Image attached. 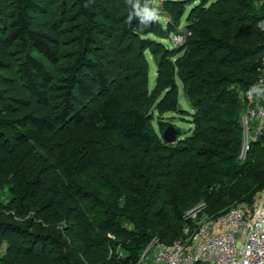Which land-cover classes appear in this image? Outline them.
<instances>
[{"label":"trees","instance_id":"1","mask_svg":"<svg viewBox=\"0 0 264 264\" xmlns=\"http://www.w3.org/2000/svg\"><path fill=\"white\" fill-rule=\"evenodd\" d=\"M195 1L191 34L167 45L146 36L172 38L184 1L163 0L167 25L140 29L125 0H0V264H142L152 241L183 234L214 170L242 189L206 203L209 215L264 190V137L239 157V93L263 65L264 0ZM148 51L157 58L151 92ZM177 79L191 113L179 107ZM167 113L191 116V134L177 127L167 144ZM101 135L124 160L110 169L92 159L108 143Z\"/></svg>","mask_w":264,"mask_h":264},{"label":"built area","instance_id":"2","mask_svg":"<svg viewBox=\"0 0 264 264\" xmlns=\"http://www.w3.org/2000/svg\"><path fill=\"white\" fill-rule=\"evenodd\" d=\"M188 31L173 34L181 45ZM264 83V59L255 84ZM249 90V89H248ZM240 91L243 105L240 119L244 159L254 141L264 137V98ZM183 234L172 244L154 240V264H264V190L251 207H232L209 215L201 208L185 212Z\"/></svg>","mask_w":264,"mask_h":264},{"label":"rangeland","instance_id":"3","mask_svg":"<svg viewBox=\"0 0 264 264\" xmlns=\"http://www.w3.org/2000/svg\"><path fill=\"white\" fill-rule=\"evenodd\" d=\"M175 1H184L185 2L184 14H183L181 20L179 21V27H178L179 31L184 32L185 28L187 27V17L189 16L191 9L194 8L196 5H198L199 2L195 1V0H175ZM212 1H216V0H212ZM156 3L161 8L162 19L160 20V22L162 23L163 26H166L167 23L170 21V18L172 16L170 15V12L165 9V6L162 5L163 0H156ZM257 26L261 31L264 32V18L258 22ZM175 28H177V26L174 27V30H175ZM74 35L75 34L73 32H70L69 34H67L65 36V40L68 41L69 39H72L74 37ZM146 37H150L151 39H154L156 41H159V42L167 44V45L173 44V35H172V38L171 37L170 38H158V36L156 34H150ZM68 43H69V41H68ZM71 45H72V43H71ZM68 50L71 51V48H67V51ZM110 53L112 55L111 58H113L115 61L119 60L120 65L123 66V60L122 59H124L123 57H125V56H120L119 55L120 52H116V51H113ZM145 59H146L147 64H148L147 86H148L149 92H151L154 89V87L156 86V79L158 76V74H157V58L151 52L148 51L145 53ZM262 59H264V52L262 53ZM178 90H179V104H180L179 107H180V109H183L184 111H187L188 113H191L192 109L190 107V104H189L186 96H185L183 85L179 80H178ZM159 120L160 119L156 114L155 119L152 123V129L158 135H160V130H159V126H158ZM163 121L168 122V123H172L176 127H178L180 130V133H182L181 138H186L187 136H189L191 134L192 129H193V125L191 122V116H189V115L183 116L180 114L167 113V114L163 115ZM100 139H102L105 143L106 142H108V143L107 144L104 143L105 146H101L100 148H98L93 153L92 159L97 161V162H95V164H98L99 162H108V164L110 166L109 169H110L111 166L116 165V163H118V164L122 163V161H124L123 158L121 156H119V154L116 152V150L112 144V140L114 139V137L109 136V135H101ZM93 160L91 161L90 167H89V169H91V170H94L97 168V166L93 163ZM50 165L52 167V170H55L56 166L52 161L50 162ZM88 186L90 188L96 189V186H94V185L88 184ZM241 189H242L241 183H239L238 181L223 179L222 177L219 178V176L216 174V171L214 170V181L210 185V187L207 189V193L204 194V198L201 195H200L202 197L201 199L200 198L197 199L198 197L194 196L196 198L195 203L190 204L187 207L188 210H186L185 212L192 210V209H195V208H201V207L204 211V209L206 207V203H208V205L210 206L211 203L214 202V207H217L218 205H220L219 199H221L222 196L225 195V196L233 197L234 195H236V192H240ZM260 192H258L255 195L252 204L244 203L242 201V197H240L237 200H235V199L229 200L227 206L231 205L233 207H244V206L251 207L255 203L256 198L258 197ZM3 193H4L3 194L4 196H7L6 188L3 189ZM208 196L210 198L208 200H206V198ZM152 242L150 243L149 247L144 251L139 263L142 262V264H154L155 252L153 251L154 247L151 246Z\"/></svg>","mask_w":264,"mask_h":264},{"label":"clouds","instance_id":"4","mask_svg":"<svg viewBox=\"0 0 264 264\" xmlns=\"http://www.w3.org/2000/svg\"><path fill=\"white\" fill-rule=\"evenodd\" d=\"M125 3L129 9L127 16L129 25L135 19L138 21L137 26L143 29L162 19L161 8L156 0H125ZM248 95L264 98V83L251 86Z\"/></svg>","mask_w":264,"mask_h":264},{"label":"water","instance_id":"5","mask_svg":"<svg viewBox=\"0 0 264 264\" xmlns=\"http://www.w3.org/2000/svg\"><path fill=\"white\" fill-rule=\"evenodd\" d=\"M163 140L167 143V144H172L177 142L178 140V128L172 124L169 123L168 126L166 127V129L163 131Z\"/></svg>","mask_w":264,"mask_h":264}]
</instances>
